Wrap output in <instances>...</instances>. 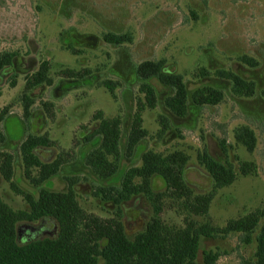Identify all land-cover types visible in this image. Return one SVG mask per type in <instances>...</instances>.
<instances>
[{"label": "rangeland", "instance_id": "374dc122", "mask_svg": "<svg viewBox=\"0 0 264 264\" xmlns=\"http://www.w3.org/2000/svg\"><path fill=\"white\" fill-rule=\"evenodd\" d=\"M108 32L130 33L133 41L109 44L103 39ZM5 51L19 55L11 67L0 72V111L8 107L1 124L7 140L0 143V151L14 154V183L21 190L38 194L41 188L64 192L73 187L86 212L110 218L117 205L94 192L117 182L124 170L140 167L150 151L163 156L186 154L187 184L195 194L210 192L212 177L198 160L206 148L217 161L230 162L237 173L233 184L216 192L207 220L223 228L230 220L264 208V0H0V54ZM160 59L166 61L167 72L184 76L190 94L188 112L181 117L169 110L165 100L172 89L150 80L157 107L144 112L148 136L129 155L133 115L138 98H144L136 69L143 61ZM44 61L51 65L54 83L30 93L35 103L25 122V82ZM65 69L88 70L89 74L82 80L70 79L61 74ZM220 71L253 82V94H237L233 82L218 74ZM106 80L117 83L114 95L103 86ZM203 86L221 90L224 99L216 105L194 104L191 94ZM46 102L55 105L54 118L46 112ZM98 112L122 119L120 171L111 180L101 179L85 164L86 154L94 148V142L85 138L99 126ZM243 126L255 133L252 151L236 138ZM28 134H48L54 141V146L38 149L42 161L52 162L61 154L65 158L59 173L40 187L24 176L20 145ZM221 139L226 140L227 152ZM242 162H253L257 172L243 175ZM153 190L162 194L163 223L183 228L190 215L169 196L166 182L158 175L153 178ZM0 196L13 210L29 211L24 197L1 174ZM121 209L126 236L135 240L154 217L153 207L139 195L124 202ZM58 234L59 224L53 218L17 224L21 245ZM240 237L241 233L232 232L226 238L204 239L199 262L209 250L223 254L218 264L255 259L256 243L245 245Z\"/></svg>", "mask_w": 264, "mask_h": 264}, {"label": "trees", "instance_id": "16d2710c", "mask_svg": "<svg viewBox=\"0 0 264 264\" xmlns=\"http://www.w3.org/2000/svg\"><path fill=\"white\" fill-rule=\"evenodd\" d=\"M103 39L109 44L123 45L131 43L133 36L130 33L108 32L103 35ZM18 55L19 53L14 51L2 52L0 72L11 67ZM50 71V63L44 61L39 69L26 79L22 95L25 122L31 117L35 103L30 93L37 87L51 86L54 83ZM202 73L205 74V71ZM61 74L70 79L82 80L89 71L65 69ZM218 74L233 82L237 94H253V82H246L239 75L229 71H220ZM136 75L142 82L140 92L144 94V98H138L133 115L127 141L129 155L133 154L140 142L148 136L144 129V112L148 108L157 107V93L149 83L150 80L156 79L172 89L173 94L166 98L165 104L178 116L184 117L187 114L190 96L184 76L167 72L164 59L143 61L138 65ZM11 84L13 87L16 85L15 81ZM102 84L112 95L115 94L117 83L106 80ZM191 99L198 106L216 105L224 99V94L217 88L203 86L194 90ZM43 105L49 117L54 118L55 105L50 102ZM7 113L8 107L0 111L1 144L7 140L1 129ZM95 118L100 119V123L85 138L94 142V148L85 156V164L101 179L111 180L120 171L122 119L120 116L106 118L102 112H98ZM236 136L249 150L255 149L256 136L252 129L243 126L238 129ZM54 144L48 134H28L20 145L24 176L36 187L46 184L56 176L65 163L62 154L52 162H44L39 157L38 149L49 148ZM220 145L227 152L226 140L221 139ZM188 160L189 157L182 152L167 156L153 151L146 153L140 167H130L122 172L117 182L96 189V197L117 205V212L113 217L101 218L86 212L79 205L73 187L64 192L41 188L38 194L21 190L14 183V154L0 151L1 176L29 205V211H15L0 196V264H218L223 254L214 250L204 251L202 262H199L202 241L209 238H226L232 232L241 233L240 240L245 245L256 243L255 259L242 258L239 264H264V208L230 220L223 228L216 227L207 220L216 192L236 181L234 166L230 162L217 161L204 148L198 154V160L212 177L214 187L206 194H195L185 179ZM240 172L245 176L252 175L257 172V167L253 162H242ZM157 175L166 182L169 196L179 202L190 215L183 228L166 225L160 217L163 210L162 194L153 190V178ZM139 195H144L150 201L154 217L135 240H130L125 233L121 205ZM42 218H53L58 222V236L19 244L17 224Z\"/></svg>", "mask_w": 264, "mask_h": 264}]
</instances>
